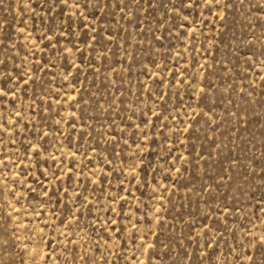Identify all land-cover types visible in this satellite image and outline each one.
Segmentation results:
<instances>
[{"label":"rangeland","instance_id":"obj_1","mask_svg":"<svg viewBox=\"0 0 264 264\" xmlns=\"http://www.w3.org/2000/svg\"><path fill=\"white\" fill-rule=\"evenodd\" d=\"M0 264H264V0H0Z\"/></svg>","mask_w":264,"mask_h":264}]
</instances>
